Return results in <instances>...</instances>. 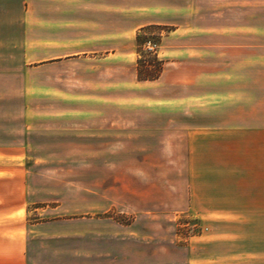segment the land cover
Masks as SVG:
<instances>
[{
    "label": "rangeland",
    "instance_id": "374dc122",
    "mask_svg": "<svg viewBox=\"0 0 264 264\" xmlns=\"http://www.w3.org/2000/svg\"><path fill=\"white\" fill-rule=\"evenodd\" d=\"M214 5V0H72L74 44L87 42L89 51L20 59V80L10 78L3 95L10 140L2 151L9 155L0 154V195L20 197L23 183L30 209L48 204L75 215L82 210L114 215L123 229L136 214L146 215L136 206L150 195L145 190L151 184L186 181L176 172L183 160L176 151L185 147L161 135L164 117L177 113L163 114L154 106L239 103V30H224L236 24L237 15L212 13ZM150 20L161 28L148 35L162 40L142 48L153 47L165 64L157 80L138 81L135 38L139 25ZM223 109L211 112L231 113ZM145 127L152 139H141ZM130 128L137 130V141H129ZM161 160L168 161L167 174H161ZM47 209L41 217L54 214ZM37 217L32 211L30 218ZM139 225L144 228L143 221Z\"/></svg>",
    "mask_w": 264,
    "mask_h": 264
},
{
    "label": "crops",
    "instance_id": "0c3cea01",
    "mask_svg": "<svg viewBox=\"0 0 264 264\" xmlns=\"http://www.w3.org/2000/svg\"><path fill=\"white\" fill-rule=\"evenodd\" d=\"M214 4L212 13L237 15L224 30H239V103L154 106L177 113L164 117L161 135L185 147L176 151L183 159L176 172L186 181L151 184L150 195L136 201L146 215L123 229L114 215H75L48 204L30 209L21 183L20 197L0 195V264H264V0ZM73 8L72 0H0L1 155H9L2 151L10 140L3 95L10 78L20 80V59L89 51L87 42L74 44ZM216 108L231 113L212 114ZM140 131L141 139H152L147 127ZM129 132L137 141V130ZM159 165L167 174L168 161ZM47 208L54 214L41 217ZM32 211L40 217L30 218Z\"/></svg>",
    "mask_w": 264,
    "mask_h": 264
},
{
    "label": "trees",
    "instance_id": "16d2710c",
    "mask_svg": "<svg viewBox=\"0 0 264 264\" xmlns=\"http://www.w3.org/2000/svg\"><path fill=\"white\" fill-rule=\"evenodd\" d=\"M160 25L148 24L140 28V34L136 36L138 43L137 52L139 57L137 59V79L138 80H154L160 76L163 68V60L157 56L156 50L153 47L142 48V45L149 43L150 46H155L160 41V36L148 35L150 30Z\"/></svg>",
    "mask_w": 264,
    "mask_h": 264
}]
</instances>
